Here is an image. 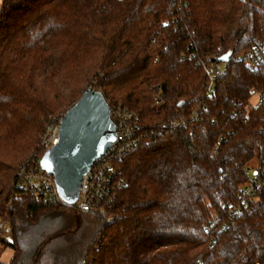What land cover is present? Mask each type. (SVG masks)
<instances>
[{
    "label": "trees",
    "instance_id": "trees-1",
    "mask_svg": "<svg viewBox=\"0 0 264 264\" xmlns=\"http://www.w3.org/2000/svg\"><path fill=\"white\" fill-rule=\"evenodd\" d=\"M259 47L264 0H2L6 264H264V183L239 197L246 169L264 171V104L252 102L264 92V55L254 69L239 57ZM211 63L224 70L207 92ZM88 88L110 109L136 112L142 139L118 159L115 203L105 216L87 213L100 227L84 250H69L54 246L48 217L79 211L44 204L16 172L43 155L48 115Z\"/></svg>",
    "mask_w": 264,
    "mask_h": 264
},
{
    "label": "built area",
    "instance_id": "built-area-1",
    "mask_svg": "<svg viewBox=\"0 0 264 264\" xmlns=\"http://www.w3.org/2000/svg\"><path fill=\"white\" fill-rule=\"evenodd\" d=\"M263 55L264 48L259 47L243 52L239 57L244 58L254 69L262 60ZM223 70L224 67L220 63H211L205 67L209 80L207 92L211 90L216 78ZM153 100L155 105L163 103V97L160 94H155ZM256 103L264 104V92L257 93ZM62 116L63 114H50L44 123L39 141L43 155L58 141ZM110 118L115 125V141L105 155L83 174L78 197L73 205H68L63 201L54 177L47 175L42 169L40 160L43 155L33 153L20 164L16 172L17 185L39 198L44 204L72 208L79 212H96L105 216L106 210L115 203L119 191L125 184L118 166V159L142 139L139 116L136 112L125 106L116 105L110 109ZM260 170H256L252 175V170L246 169V173L250 175V182L241 187L239 197L253 196L262 186L264 183L261 179V173L264 174L263 167ZM8 229V222L0 218V236L6 237Z\"/></svg>",
    "mask_w": 264,
    "mask_h": 264
},
{
    "label": "water",
    "instance_id": "water-1",
    "mask_svg": "<svg viewBox=\"0 0 264 264\" xmlns=\"http://www.w3.org/2000/svg\"><path fill=\"white\" fill-rule=\"evenodd\" d=\"M227 52L218 60L228 62ZM115 141V125L110 108L100 92L86 89L64 113L56 144L40 160L43 170L54 177L58 192L66 204L78 197L83 174L108 151Z\"/></svg>",
    "mask_w": 264,
    "mask_h": 264
},
{
    "label": "rangeland",
    "instance_id": "rangeland-1",
    "mask_svg": "<svg viewBox=\"0 0 264 264\" xmlns=\"http://www.w3.org/2000/svg\"><path fill=\"white\" fill-rule=\"evenodd\" d=\"M255 97L252 102L255 103ZM256 160L251 162L255 165ZM50 232L54 236V246L69 250H84L89 240L100 227L102 220L96 215L85 212L67 211L62 216H49ZM4 259V254H3Z\"/></svg>",
    "mask_w": 264,
    "mask_h": 264
},
{
    "label": "crops",
    "instance_id": "crops-1",
    "mask_svg": "<svg viewBox=\"0 0 264 264\" xmlns=\"http://www.w3.org/2000/svg\"><path fill=\"white\" fill-rule=\"evenodd\" d=\"M1 1L2 0H0V5H1ZM85 213H89V212H85ZM3 254H4V259H3ZM12 255H13L12 249H10V248L4 249L0 255V262H2L4 264L8 263L10 261Z\"/></svg>",
    "mask_w": 264,
    "mask_h": 264
}]
</instances>
